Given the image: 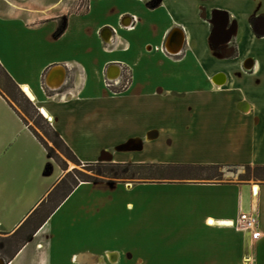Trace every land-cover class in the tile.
Returning <instances> with one entry per match:
<instances>
[{"label":"crops","instance_id":"0c3cea01","mask_svg":"<svg viewBox=\"0 0 264 264\" xmlns=\"http://www.w3.org/2000/svg\"><path fill=\"white\" fill-rule=\"evenodd\" d=\"M76 1L0 0V64L82 163H167L157 151L183 146L194 158L172 163L264 165V0ZM111 66L129 73L121 91ZM64 175L0 94V234ZM253 186L80 183L1 264H264ZM252 211L256 241L236 227Z\"/></svg>","mask_w":264,"mask_h":264},{"label":"trees","instance_id":"16d2710c","mask_svg":"<svg viewBox=\"0 0 264 264\" xmlns=\"http://www.w3.org/2000/svg\"><path fill=\"white\" fill-rule=\"evenodd\" d=\"M5 77L11 84L14 91L4 89L0 87V94L6 99L9 105L19 114L22 120L27 124L25 119L18 111L16 104L21 103L17 97L22 98L29 108L34 109L36 114V125L34 127L29 126L34 135L41 141L44 147L47 149L49 156L64 170L61 165V160L54 154L51 147L42 139L38 134L37 128L46 125L48 131L52 134L53 143L66 153L67 158L71 160L75 165L81 166L87 169L88 172L93 173L99 177L89 175L88 172H82L74 169L72 172L67 173L57 187L49 194L39 207L29 216L27 220L21 225V227L15 232L14 235L21 236V244L17 249L21 248L26 242H28L37 230L46 222L55 209L61 204V202L80 184V183H96L102 181H122L125 179H139L137 183H185V182H201V183H223L220 178L223 176L224 168L231 166H222L215 164H186V163H113V162H97V163H82L69 146L63 141L55 129L51 126L50 122L38 111L34 103L27 97V95L20 89L15 83L12 77L1 66ZM127 80L130 82V77L125 78V83L120 89L113 88V91H121L126 85ZM127 86V85H126ZM14 92V93H13ZM16 93V94H15ZM16 103V104H15ZM20 106H22L20 104ZM29 111V109H27ZM28 125V124H27ZM49 135V133L46 132ZM238 168V167H235ZM244 173L240 174L239 182L248 184L250 181H257L264 183V165H245ZM74 175V178L73 176ZM69 180L70 183H67ZM66 186V191L63 197L48 210L46 209L49 201L59 191L62 186ZM64 186V187H65Z\"/></svg>","mask_w":264,"mask_h":264},{"label":"rangeland","instance_id":"374dc122","mask_svg":"<svg viewBox=\"0 0 264 264\" xmlns=\"http://www.w3.org/2000/svg\"><path fill=\"white\" fill-rule=\"evenodd\" d=\"M75 5H79L81 8H85L87 7L88 4V0H79L74 2ZM150 5H155L157 4L156 0H152L149 3ZM125 77L129 78V73L126 70L125 71ZM0 87L4 88V89H9L11 91H14L11 84L9 83V81L7 80V78L5 77L2 69L0 68ZM121 88V87H120ZM117 88V89H120ZM14 93V92H13ZM16 94V93H15ZM19 100H21L20 104L22 106H20L19 102L17 105L18 107V111L21 114V116L25 119V121L27 122V124L31 127H34L36 125V114L34 112V109L29 108L28 105L22 101V98L17 97ZM27 109H29V111H27ZM37 132L38 134L42 137V139L47 143V145L49 147L52 148L54 154L59 158V160H61V165L66 168L65 175L69 172H72L74 169H77L79 171L82 172H88L87 169H91V168H84L83 165L81 166H77L75 165L71 160H69L67 158L66 153H64L61 149H59L54 143H53V139H52V134L50 133V131H48L46 125L41 128H37ZM49 133L48 134H46ZM189 150H191L189 147H183V146H174L172 148H167L165 150H160L157 151L158 153V157L162 158L163 160H165L167 163H163V164H169L172 162H175V160H179V159H192L194 158L193 154H191L189 152ZM193 156V157H192ZM94 171H96V168H93ZM96 169V170H95ZM93 171V172H94ZM245 169L243 167H227L224 168L223 170V176L220 178L219 181L221 182H239V176L240 174L244 173ZM93 172H88L89 175L92 176H96ZM64 175V176H65ZM74 178V175H72ZM97 179H99L98 176H96ZM139 179H125L122 180V182L125 183H129V184H133V183H137L139 182ZM67 183H70L69 180ZM248 184L257 186L258 184H260V182L257 181H250ZM65 186V185H64ZM62 186L58 192H56V194L52 197V199L49 201L46 209L48 210L50 207H52L54 204H56L65 194L66 191V186L64 187ZM21 244V236H16V235H5V234H0V260H4L6 258H8L11 254H13V252L18 248V246ZM157 246L159 248L160 244L158 243V245L154 246L153 248H157ZM158 248V249H159Z\"/></svg>","mask_w":264,"mask_h":264},{"label":"built area","instance_id":"2783aa9c","mask_svg":"<svg viewBox=\"0 0 264 264\" xmlns=\"http://www.w3.org/2000/svg\"><path fill=\"white\" fill-rule=\"evenodd\" d=\"M213 45V44H212ZM125 69L121 68V73L116 78L111 79L107 76L105 77V85L109 89H117L123 87L125 83ZM129 84V80H127L126 85ZM124 86L125 88L127 86ZM238 230L247 232L251 235V239L256 241L261 238V232L259 230V216L257 211H252L250 213H241L236 224ZM250 262V259L247 260V263Z\"/></svg>","mask_w":264,"mask_h":264},{"label":"water","instance_id":"95a60500","mask_svg":"<svg viewBox=\"0 0 264 264\" xmlns=\"http://www.w3.org/2000/svg\"><path fill=\"white\" fill-rule=\"evenodd\" d=\"M107 33H109L108 32V29H105L104 30V34H103V37H107ZM215 36V35H214ZM213 36V38H215ZM57 73V72H56ZM119 75V68L117 67V66H111L110 67V69H109V71H108V73H107V77L108 78H111V79H114V78H116L117 76ZM47 85L48 86H53V84L51 83V81H50V75L47 77Z\"/></svg>","mask_w":264,"mask_h":264},{"label":"bare ground","instance_id":"6f19581e","mask_svg":"<svg viewBox=\"0 0 264 264\" xmlns=\"http://www.w3.org/2000/svg\"><path fill=\"white\" fill-rule=\"evenodd\" d=\"M24 91L27 93L28 96H30V98H32V95L30 94V91L27 88H24ZM253 190L257 192L258 186H253ZM210 224H212V222Z\"/></svg>","mask_w":264,"mask_h":264},{"label":"flooded vegetation","instance_id":"af4514ba","mask_svg":"<svg viewBox=\"0 0 264 264\" xmlns=\"http://www.w3.org/2000/svg\"><path fill=\"white\" fill-rule=\"evenodd\" d=\"M0 264H1V260H0Z\"/></svg>","mask_w":264,"mask_h":264}]
</instances>
